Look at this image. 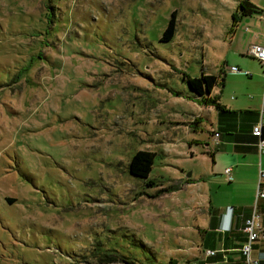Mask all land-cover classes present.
Listing matches in <instances>:
<instances>
[{
    "label": "rangeland",
    "instance_id": "374dc122",
    "mask_svg": "<svg viewBox=\"0 0 264 264\" xmlns=\"http://www.w3.org/2000/svg\"><path fill=\"white\" fill-rule=\"evenodd\" d=\"M239 1L0 0V264L199 262L210 132L183 74L258 63Z\"/></svg>",
    "mask_w": 264,
    "mask_h": 264
},
{
    "label": "crops",
    "instance_id": "0c3cea01",
    "mask_svg": "<svg viewBox=\"0 0 264 264\" xmlns=\"http://www.w3.org/2000/svg\"><path fill=\"white\" fill-rule=\"evenodd\" d=\"M250 1L264 9V1ZM257 14L252 37L254 43L264 44V20L260 12ZM249 51L242 53L255 59ZM226 63L223 61L219 74H214L222 81L211 93L218 98L221 108L215 105L205 107L192 98L189 101L191 112H184L187 118L197 119V123L210 132L206 140H201V144H206L202 155L210 167L201 171L197 179H186L187 185L201 182L204 186L201 189V215H208L198 226L201 230V257L194 264H248L241 250L247 240L245 221L256 214L264 227V199H257L264 155L260 154L258 138L252 133L253 125L260 120L263 105L264 70L259 61L255 63L246 57H240V64L231 66L249 70L250 74L234 72ZM197 108H201V114ZM190 121L184 123L190 125L193 123ZM227 168H231L229 174ZM209 250L216 251V254L208 256ZM252 256L264 264V231L253 244Z\"/></svg>",
    "mask_w": 264,
    "mask_h": 264
},
{
    "label": "trees",
    "instance_id": "16d2710c",
    "mask_svg": "<svg viewBox=\"0 0 264 264\" xmlns=\"http://www.w3.org/2000/svg\"><path fill=\"white\" fill-rule=\"evenodd\" d=\"M262 9L253 4L250 0H240L237 11L233 14V27H236L242 16L259 13ZM177 12L174 11L169 24L162 36L163 41H170L174 38L177 27ZM184 80L192 92V97L204 105H215L221 108L218 98L212 96L213 88L219 84L222 79L214 74H207L203 71L202 76H191L188 73L183 74ZM264 135V134H263ZM156 153L149 150H140L132 157L129 165V171L139 177L146 178L151 174L155 162ZM172 188H164L162 191H170ZM172 264H175L171 261ZM262 264V263H260Z\"/></svg>",
    "mask_w": 264,
    "mask_h": 264
},
{
    "label": "built area",
    "instance_id": "2783aa9c",
    "mask_svg": "<svg viewBox=\"0 0 264 264\" xmlns=\"http://www.w3.org/2000/svg\"><path fill=\"white\" fill-rule=\"evenodd\" d=\"M263 20H264V9L260 12ZM264 35V34H263ZM250 54L257 58L264 70V44L262 43H254L250 47ZM231 70L234 72H244L246 74H250L249 70H243L239 66L233 65L231 66ZM264 73V71H263ZM252 133L254 136L258 138V149L261 155H264V86H263V105L260 110V120L253 125ZM218 133H216V136ZM231 168H227L226 172L229 174ZM257 199H264V171L260 172V178L258 183L257 190ZM258 215L253 214L252 217L248 218L245 221L244 231L247 234V240L243 244L241 250L246 258V262L248 264H260V259L254 258L252 256L253 244L260 238L262 232L264 231V227L258 222ZM216 254V251L209 250L208 256Z\"/></svg>",
    "mask_w": 264,
    "mask_h": 264
},
{
    "label": "water",
    "instance_id": "95a60500",
    "mask_svg": "<svg viewBox=\"0 0 264 264\" xmlns=\"http://www.w3.org/2000/svg\"><path fill=\"white\" fill-rule=\"evenodd\" d=\"M187 176H188V177L191 176V173H189Z\"/></svg>",
    "mask_w": 264,
    "mask_h": 264
}]
</instances>
